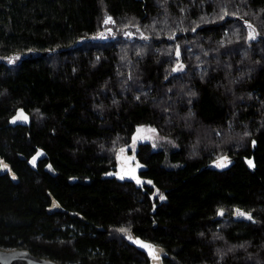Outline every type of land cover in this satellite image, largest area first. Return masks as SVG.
Wrapping results in <instances>:
<instances>
[{"label":"trees","instance_id":"1","mask_svg":"<svg viewBox=\"0 0 264 264\" xmlns=\"http://www.w3.org/2000/svg\"><path fill=\"white\" fill-rule=\"evenodd\" d=\"M0 55V249L264 264V0H0ZM139 125L165 142L128 151L134 187L111 175Z\"/></svg>","mask_w":264,"mask_h":264},{"label":"water","instance_id":"2","mask_svg":"<svg viewBox=\"0 0 264 264\" xmlns=\"http://www.w3.org/2000/svg\"><path fill=\"white\" fill-rule=\"evenodd\" d=\"M0 165H7V164L2 160ZM209 167H212V165ZM7 171L9 172V175L12 178V180L14 182H17L18 179L16 174L10 169L8 165L6 168L0 166V174ZM70 180L75 181L74 178ZM48 194L49 196H51L49 192ZM156 207L157 204H153L152 207L153 212L155 211ZM238 211L241 213L240 210L236 209L234 210V215H236ZM137 241H139L140 243H137ZM131 244L148 256L149 258L148 264H165L164 258L167 257V252L165 251L164 247L155 244L151 241L144 240L140 237L133 238L131 240ZM142 245L151 246L152 251L150 252L149 248L143 247ZM0 264H59V263H56L44 257H38L25 248H18L12 250L0 249Z\"/></svg>","mask_w":264,"mask_h":264},{"label":"flooded vegetation","instance_id":"3","mask_svg":"<svg viewBox=\"0 0 264 264\" xmlns=\"http://www.w3.org/2000/svg\"><path fill=\"white\" fill-rule=\"evenodd\" d=\"M132 153L127 154V157L125 156V158H123V160H121L120 162H118L117 164V167H116V170L112 172V175L111 176H114L120 180H125V181H130V182H133L132 184L130 183L129 185H132L134 187H137V186H143L144 185V182L142 180V177L140 176V166L138 165V163L136 162V160L134 159V157L131 156ZM132 162H134L133 164H131ZM139 181V183H138ZM51 198V204H50V211L51 212H59V213H64L66 212L67 214H69L71 217H78L80 219H83V217L81 216V214H79L78 212H68L66 211L63 206L61 205V203L58 201V199H56L54 196H50ZM70 227H72V225H70ZM131 237V239L129 238ZM135 238L134 236H127L126 234L123 235V239L126 240V242L128 244H130L131 246H133L131 244V240ZM135 249H137L135 246H133ZM138 250V249H137ZM139 252H141L146 260H147V263H149V258L148 256L138 250ZM38 257H41V256H38ZM46 258V257H44ZM47 259H50V258H47ZM56 263H59V264H79V263H76V262H71V263H61V262H58V261H55L53 259H50Z\"/></svg>","mask_w":264,"mask_h":264},{"label":"rangeland","instance_id":"4","mask_svg":"<svg viewBox=\"0 0 264 264\" xmlns=\"http://www.w3.org/2000/svg\"><path fill=\"white\" fill-rule=\"evenodd\" d=\"M97 37L95 39H97ZM21 57H22L21 55H9V56H1L0 55V64L1 63L9 64V65L15 64L21 59ZM20 112H23V111L19 110L16 113V115L13 117L12 122H26L27 121V120H15L14 121V118L17 117ZM23 114L26 116V114L24 112H23ZM137 136L142 137V138H138V139L134 140V137H137ZM144 142H148L153 147H156L158 143L165 142V139H163L153 127L148 126V125H139V126H137L130 143L121 150L120 161L123 160V158H125V156L127 157L128 151L134 152L137 149L138 145L140 143H144ZM38 153H40V155H37ZM38 153H36L34 155V157L36 159L41 156V152H38ZM33 158L31 160V164H34L32 162ZM36 159H35V161H36ZM133 163L134 162H132L131 164H133Z\"/></svg>","mask_w":264,"mask_h":264},{"label":"snow or ice","instance_id":"5","mask_svg":"<svg viewBox=\"0 0 264 264\" xmlns=\"http://www.w3.org/2000/svg\"><path fill=\"white\" fill-rule=\"evenodd\" d=\"M110 22H112L111 21V18L109 17V18H107V19H105V21H104V23L105 24H107V23H110ZM255 38V36H254V34L253 33H250V39H254ZM177 69H173V71H176ZM15 120H27V117L23 114V112H20L19 114H18V116L17 117H15L14 118V121ZM139 131V130H138ZM138 138H142V137H139V136H137V137H134V140L135 139H138ZM37 155H40V153H38ZM35 157L33 158V163H35ZM228 163V161H227V158L225 157V158H221V160L220 161H218L217 162V167H225L226 166V164ZM248 163H249V166L251 167V166H253V164H252V161H248ZM0 166H2V167H7V165H0ZM138 183H139V181H138ZM161 199H163V197H161ZM238 215H246V214H244V213H240L239 211H238V213H237ZM248 219H251V216L249 215L248 217H247ZM130 239H131V237H129ZM137 243H140L139 241H137ZM143 247H147V248H149V250H150V252L152 251V249H151V246H149V245H142Z\"/></svg>","mask_w":264,"mask_h":264}]
</instances>
